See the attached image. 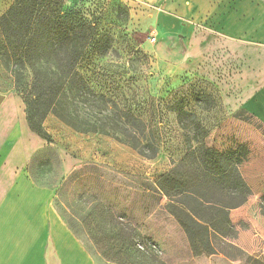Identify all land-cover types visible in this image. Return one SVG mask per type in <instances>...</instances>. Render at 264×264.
<instances>
[{
	"label": "rangeland",
	"instance_id": "rangeland-1",
	"mask_svg": "<svg viewBox=\"0 0 264 264\" xmlns=\"http://www.w3.org/2000/svg\"><path fill=\"white\" fill-rule=\"evenodd\" d=\"M13 3L0 0V17ZM64 7L81 10L114 38L110 54L97 63L107 67L108 75L127 79L119 93L137 95L134 110L143 114L153 106L158 108L162 141L158 156L148 159L111 137L77 133L50 115L44 127L60 161L54 151H48L45 140L32 142L36 152L28 173L33 181L52 190L74 169L98 165L109 174L105 199L116 200L117 212L123 208L127 216L141 221L146 203L136 177L154 183L170 171L172 162L184 156L189 144L174 108L186 100L180 103L197 114L198 123L207 130L204 142L209 148L225 152L244 145L249 149L241 173L252 189L251 210L264 218V121L247 106L264 86V0H64ZM0 89H12L18 95L14 77L2 62ZM197 93L210 98L199 101L194 97ZM184 122L189 125L193 119ZM125 184L135 188H122ZM69 193L60 198L74 202L77 195L68 197ZM147 204L154 209L139 230L152 235L160 245L159 264H191L192 254L183 249L181 231L188 213L167 197L151 198ZM75 210L79 216L83 213L77 207ZM248 224L242 222L239 228L245 230ZM82 240L91 247L87 238ZM217 249L230 254V259L222 254L203 255L194 263L248 264L244 257L236 261L238 255L224 246ZM93 257L96 264H109L96 253Z\"/></svg>",
	"mask_w": 264,
	"mask_h": 264
},
{
	"label": "trees",
	"instance_id": "trees-1",
	"mask_svg": "<svg viewBox=\"0 0 264 264\" xmlns=\"http://www.w3.org/2000/svg\"><path fill=\"white\" fill-rule=\"evenodd\" d=\"M0 33V62L14 77L29 128L49 144L47 149L54 151L58 163L53 138L44 127L50 115L77 133L111 137L148 159L158 156L161 112L156 106L143 114L134 110L137 95L119 93L127 79L115 78L107 74V67H99L98 60L113 49L114 38L98 22L81 10L65 8L64 0H14L0 17ZM194 97L204 101L210 95ZM180 102L174 110L189 145L156 182L136 177L146 203L139 207L145 212L141 221L127 216L123 208L117 212L116 200L105 199L109 174L93 164L74 169L51 187L56 195L54 208L85 247L82 238L88 239L91 247L86 249L109 264L162 263L160 245L139 230L154 209L147 204L154 197H167L188 213L182 227L195 258L222 254L230 259V254L217 249L220 245L235 252L236 261L244 257L248 264H264L234 243L238 230L230 218L231 211L244 206L253 194L241 173L249 149L244 145L225 152L209 148L204 142L207 130L198 123L197 114ZM187 118L193 119L189 125L184 122ZM122 188L133 191L135 187ZM68 191V197L77 195L74 202L60 198ZM75 207L83 212L80 216Z\"/></svg>",
	"mask_w": 264,
	"mask_h": 264
},
{
	"label": "crops",
	"instance_id": "crops-1",
	"mask_svg": "<svg viewBox=\"0 0 264 264\" xmlns=\"http://www.w3.org/2000/svg\"><path fill=\"white\" fill-rule=\"evenodd\" d=\"M247 106L264 121V86ZM38 139L43 141L29 128L21 97L12 89H0V264H96L54 208L53 189L37 185L28 173L36 152L32 142ZM253 203L230 213L238 228L235 244L264 259V218L251 210ZM242 222L249 223L245 230L239 228ZM181 231L183 249L192 254ZM190 258L191 264L198 262L193 254Z\"/></svg>",
	"mask_w": 264,
	"mask_h": 264
},
{
	"label": "built area",
	"instance_id": "built-area-1",
	"mask_svg": "<svg viewBox=\"0 0 264 264\" xmlns=\"http://www.w3.org/2000/svg\"><path fill=\"white\" fill-rule=\"evenodd\" d=\"M153 41H156V39H154Z\"/></svg>",
	"mask_w": 264,
	"mask_h": 264
}]
</instances>
